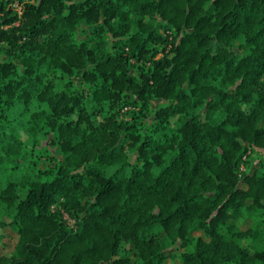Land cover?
<instances>
[{
	"label": "trees",
	"instance_id": "1",
	"mask_svg": "<svg viewBox=\"0 0 264 264\" xmlns=\"http://www.w3.org/2000/svg\"><path fill=\"white\" fill-rule=\"evenodd\" d=\"M16 1L0 264H264V0Z\"/></svg>",
	"mask_w": 264,
	"mask_h": 264
},
{
	"label": "rangeland",
	"instance_id": "2",
	"mask_svg": "<svg viewBox=\"0 0 264 264\" xmlns=\"http://www.w3.org/2000/svg\"><path fill=\"white\" fill-rule=\"evenodd\" d=\"M14 7H17L18 9L20 6L18 5L17 1L14 2ZM29 159L28 156L25 157V161ZM42 165H45V163H42ZM20 176L15 173H10L9 170L0 168V190L5 186V182L7 179L17 181L19 180ZM4 211V205L0 203V217L3 214ZM248 222H239V225L241 227H246ZM195 234H198L202 236L205 239H208V236L198 230L195 232ZM17 230L13 227H5L0 228V255H9L13 252L14 244L17 240ZM190 248V247H188ZM187 247L185 249H182L180 251H186L188 249ZM161 264H181V259L179 257L175 258H167L165 261H163ZM257 264H261L258 262Z\"/></svg>",
	"mask_w": 264,
	"mask_h": 264
}]
</instances>
